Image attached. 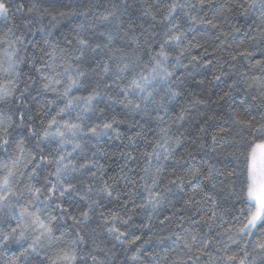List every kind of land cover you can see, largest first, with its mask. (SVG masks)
I'll use <instances>...</instances> for the list:
<instances>
[{"label": "clouds", "instance_id": "obj_1", "mask_svg": "<svg viewBox=\"0 0 264 264\" xmlns=\"http://www.w3.org/2000/svg\"><path fill=\"white\" fill-rule=\"evenodd\" d=\"M98 2L40 0L41 7H21L0 19V234L6 237L0 240V264L21 255L20 264H125L126 258L129 264H227L233 244L240 245L233 254L244 252V264H264V231L256 226L258 221L264 228V90L259 87L264 68L256 80L241 74L254 71L255 61L245 57V68L238 59L242 49L264 50V0H215L222 6L223 18L217 20L228 36L219 39L220 33L210 29L209 37L200 38L216 50L212 67H204L209 57L195 45L170 53L178 59L166 69L176 77L172 83L179 96L169 104L168 88L157 85L150 116L130 107L139 103L130 95L133 76L113 70L109 77L100 68L107 61L101 57L93 63L99 53L81 44L80 25L92 22ZM53 3L63 7H50ZM90 9L93 16H83ZM99 31L89 38L100 39ZM237 33L243 34L239 40ZM144 53L152 55L147 45L140 50ZM197 55L199 67L193 60ZM219 75L225 79L217 82ZM229 75L243 87L231 88L225 97ZM189 85L205 93L215 89L202 99L206 107L193 102ZM96 92L94 105L80 99ZM249 96L253 99L241 107ZM162 98L163 108L154 111ZM104 106L124 120L113 121L123 129L119 135L88 118L89 111L100 117ZM230 111L251 124L233 127L221 121ZM134 121L144 136L133 152ZM217 124H228L229 131L213 146ZM91 127H98L97 133ZM165 140L167 149L158 146ZM253 149L255 160L249 156ZM196 167L201 174L194 177ZM249 171L257 177L254 204L247 195ZM212 205H217L215 218L209 216ZM36 216L54 231H42L32 222ZM253 230L258 238L245 250ZM136 233L143 239L133 251L130 240ZM221 242L223 255L217 256L208 245L220 248ZM65 254L70 259L64 260Z\"/></svg>", "mask_w": 264, "mask_h": 264}, {"label": "snow or ice", "instance_id": "obj_2", "mask_svg": "<svg viewBox=\"0 0 264 264\" xmlns=\"http://www.w3.org/2000/svg\"><path fill=\"white\" fill-rule=\"evenodd\" d=\"M199 4V7H197ZM40 0H33L31 4L21 3V0H0V19H5L8 16H12L13 13L24 7L26 10L32 11L36 7H41ZM63 7L53 3L50 7ZM95 16H93V10H89L83 13V16H93L92 22L89 24L87 22L80 25L81 31L84 33L83 40L81 44L87 47L89 44L92 45L93 55L95 59L93 63H98L101 57L107 63H101L100 68L109 77L113 73V70L118 75L120 73H127L132 75L133 78L130 81V95L139 98V103L130 105L137 113H141L150 116L149 107L157 104V95L159 91L157 85H161L164 88H168V103L179 96V91L177 90V85L172 83L176 79L175 76H171V73L167 72L166 64L178 59V57L170 56V53H175L178 48L183 47L188 44L190 47L195 45V50L203 51L209 57L204 63V67L210 68L213 65L211 57L216 55V50L209 49L206 47L205 43L201 39H197L196 32L198 31V25H206L210 29H215L220 33L219 39H223L228 36V32L224 31L223 26L218 22L217 18H223L220 12L222 6L215 4V0H99L98 3L94 4ZM22 19V18H21ZM226 23V19H225ZM94 29H101L98 32L100 39L95 41L91 40L89 37ZM242 33H237V40H239ZM123 38V41H121ZM247 37H245L246 39ZM231 39V37H229ZM264 44V40L261 41ZM147 45L151 49L152 55L148 56L147 53L143 55L140 54V50ZM228 45L225 44V47ZM83 54V53H82ZM245 57H250L251 61H255L258 66L254 71L243 72L242 75L251 76L256 80H260L258 73L264 68V50L255 51L242 49L238 54V59L241 64L247 68L248 63H245ZM146 60V63L144 61ZM193 60L197 63L199 67V56H194ZM133 73H135L133 75ZM171 77V78H169ZM216 81L219 82L224 80L223 75L215 77ZM235 80L234 76L229 75L227 77V83L230 87L226 88L223 95L227 97L232 94L231 88H242L239 82L232 83ZM203 82V81H200ZM75 83V82H73ZM110 87V85H109ZM182 87V85H181ZM256 85H253L255 89ZM259 87L264 90V80H260ZM126 91H129L126 89ZM240 93L237 92L236 95ZM124 92H121V96ZM99 98V93H90L88 95H82L80 97L88 105H94L96 99ZM253 97H247L241 107H245L247 102L252 100ZM164 99L159 101V108L154 109L160 110L163 108ZM194 103L204 105L206 107V102L194 97ZM124 102H121L120 107H124ZM188 115L189 113H184ZM89 119H96L102 121V128L106 131H112L115 129L116 134L119 135L123 129H116V124L114 120L120 124L124 123V120L120 118L117 111L109 112L107 106L103 107L100 112V117H93L92 111L88 112ZM212 119H216L215 116ZM221 121L229 120L233 127L236 125L246 126L250 125L251 121L242 118L239 112L233 113L229 112L226 117H220ZM142 123H145L142 121ZM131 127L135 128V134L132 137V151L136 150L137 141L140 137L144 136V131L140 128L138 124L133 122ZM49 128L55 127L54 122L48 125ZM72 128H76L77 125L72 124ZM147 127H151L147 124ZM216 134L211 137L212 145L214 146L220 137L224 136L227 131H229L228 124H217L215 125ZM91 133L95 134L98 131V127H91ZM162 134H166V129L160 130ZM146 143H150L145 139ZM164 149H167L168 143L165 140L164 143L158 145ZM123 155V153H121ZM153 157L156 158L157 162L159 160V153H152ZM249 156L252 160H255L254 149L250 150ZM148 156L145 155V160ZM131 160L135 161L136 156L132 155ZM201 174V169L196 167L192 170V175L199 176ZM247 184V195L252 198L253 204L255 203V198L253 197V189L257 183V177L254 171H249ZM189 183H193L189 180ZM195 192V189H193ZM217 205H212V211L209 212V216L215 218V208ZM182 211V209H179ZM264 218V217H262ZM33 223H38L42 231L46 230L48 233L54 231L53 227L49 225L45 220L36 216L33 218ZM106 223H111V221H106ZM256 226L260 231H264V228H260L259 222H256ZM182 224H177V229L182 228ZM251 227V224L249 225ZM13 231H15V226H13ZM118 231V230H117ZM210 234H214V230L210 229ZM247 234V233H246ZM126 238L127 234H124ZM258 238V233L253 230L251 235L248 236V243L244 246L245 250L251 248L254 242ZM6 237L0 234V240H4ZM143 237L139 233L135 234L134 238L130 240V247L134 251V245L139 244ZM199 239V237H197ZM217 241H220L219 236L216 237ZM123 243V241H119ZM5 247L7 245L5 244ZM15 247V246H14ZM224 247L223 242H221L220 248L215 247L212 243H209L208 248L215 252L217 256H222V249ZM240 248L239 244H233L228 248V254L225 259L227 264H244V261L240 259L244 255V252H240L237 256L236 253ZM264 249V245H261ZM17 251H20L17 247ZM199 251L204 252V249H199ZM207 259V254L205 255ZM24 256L21 255L20 260H23ZM70 257L65 254L64 260H68ZM135 260V257H131ZM20 260H13L11 264H20ZM251 260V256H249ZM125 264H129V258L125 259ZM217 264H222V261H218Z\"/></svg>", "mask_w": 264, "mask_h": 264}, {"label": "trees", "instance_id": "obj_3", "mask_svg": "<svg viewBox=\"0 0 264 264\" xmlns=\"http://www.w3.org/2000/svg\"><path fill=\"white\" fill-rule=\"evenodd\" d=\"M57 7H59V6H57ZM61 10H65L66 11V9H61ZM197 28H198V31L196 32L197 39H200L202 37H209L211 35V33L209 31L210 28H208V26H206V25H198ZM198 51L199 50H197V52ZM188 88H189V92L192 93V96H194L195 98L201 99V100L204 99V96L206 94L210 95L211 92L215 91V89H210V90H208L207 93H205L204 90L199 89V88H193L191 85H189ZM190 99H191V97H190ZM201 114H203V113H201Z\"/></svg>", "mask_w": 264, "mask_h": 264}]
</instances>
